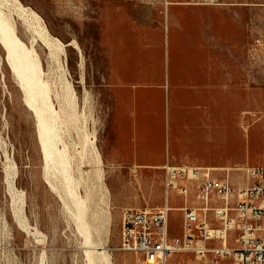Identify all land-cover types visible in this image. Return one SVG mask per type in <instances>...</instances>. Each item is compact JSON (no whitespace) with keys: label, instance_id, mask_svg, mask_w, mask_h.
Instances as JSON below:
<instances>
[{"label":"rangeland","instance_id":"obj_1","mask_svg":"<svg viewBox=\"0 0 264 264\" xmlns=\"http://www.w3.org/2000/svg\"><path fill=\"white\" fill-rule=\"evenodd\" d=\"M0 11L38 54L111 264H145L119 249L122 216L162 205L167 160L234 177L264 166V0H0ZM14 73L0 39V264H92Z\"/></svg>","mask_w":264,"mask_h":264},{"label":"built area","instance_id":"obj_2","mask_svg":"<svg viewBox=\"0 0 264 264\" xmlns=\"http://www.w3.org/2000/svg\"><path fill=\"white\" fill-rule=\"evenodd\" d=\"M164 203L130 207L122 216L120 250L139 253L145 264H264V166L228 170L175 164L164 166ZM184 199L170 203L171 194ZM178 210L181 233H171Z\"/></svg>","mask_w":264,"mask_h":264},{"label":"bare ground","instance_id":"obj_3","mask_svg":"<svg viewBox=\"0 0 264 264\" xmlns=\"http://www.w3.org/2000/svg\"><path fill=\"white\" fill-rule=\"evenodd\" d=\"M45 29L43 28L42 30ZM43 36L45 39L48 38L47 34ZM0 39L2 44L7 50L8 59L13 67V70L15 72L14 74H17L16 77L19 78L20 83L23 89L25 90L26 101L28 105L34 109L37 116V123H38L37 128L39 130V137L43 147L42 149L43 156L46 162L45 164L46 174L45 172L44 174L47 175L48 178L50 179L54 178L57 180H58V176H62V179H60L61 180L60 183H62L63 189L61 188V185L60 188L65 191L66 200L71 203V206L74 207L76 211L75 216L77 217L78 220L79 229L86 234L85 236L87 242L90 244V248H91L90 250L87 251L88 254L92 256L91 258H93L92 261L94 263L92 264H111L110 254L106 253V250H104L103 252L99 251L98 249L100 248V246L98 244L100 243L99 242L96 243L91 239L92 238L90 232L91 221L89 224V220H88V214L91 212L90 199H89L90 195L85 196L80 193L78 189L79 181L76 180V178L72 175L71 172V160L67 155L66 150L61 149L59 147L61 136L58 133V129L56 125L59 115L57 114L55 106L51 100L49 85L43 79L42 66L38 54L36 53L33 47L27 46L20 39V37L17 35L15 26L12 24V22L9 21V19L1 11H0ZM51 175H54L57 178L55 177L51 178ZM51 184L52 186L51 185L50 186L53 187L55 182L54 184L53 183ZM54 190L55 188L53 187V191ZM88 191H90V189Z\"/></svg>","mask_w":264,"mask_h":264},{"label":"crops","instance_id":"obj_4","mask_svg":"<svg viewBox=\"0 0 264 264\" xmlns=\"http://www.w3.org/2000/svg\"><path fill=\"white\" fill-rule=\"evenodd\" d=\"M143 130H144V129H143ZM145 130H146V129H145ZM167 161H169V160H167ZM167 161H166V162H167ZM166 162H165V163H166ZM165 163H164V164H165ZM164 164L161 166L162 169H163ZM142 165H143V164H142ZM142 170H143V169H142ZM163 181H164V180H163ZM164 195H165V190H164V193H163V202H162V204L164 203ZM172 198H174V200L176 201V203H172ZM183 202H184V199H183L181 196H178V195L175 194V193H172V194H171L170 203H171L174 207H178V206L182 205ZM138 208H141V207H138ZM144 208H148V207H144ZM171 233H172V235H179V234L181 233V229H180L179 233L174 234V233L172 232V226H171Z\"/></svg>","mask_w":264,"mask_h":264}]
</instances>
